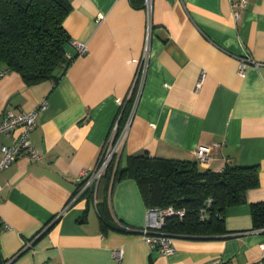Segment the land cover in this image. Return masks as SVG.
Wrapping results in <instances>:
<instances>
[{"label":"crops","instance_id":"obj_1","mask_svg":"<svg viewBox=\"0 0 264 264\" xmlns=\"http://www.w3.org/2000/svg\"><path fill=\"white\" fill-rule=\"evenodd\" d=\"M63 26L72 62L57 81L27 84L0 73V120L47 101L30 132L40 159L19 154L0 172L3 264H256L264 228L251 204L264 201V0H152L149 57L141 91L116 159L149 156L195 161L199 144L220 143L208 164L256 165L258 185L223 210L225 232L174 236L169 254L139 228L148 205L134 179L97 196L80 194L79 172L93 169L119 118L142 53L144 5L131 0H67ZM237 10L236 18L233 11ZM86 51L77 53L76 44ZM250 56L258 65L238 73ZM16 132L0 135V147ZM104 173V172H103ZM96 192V191H95ZM121 225H123L121 227ZM28 243L31 245L25 248ZM119 251V257L116 252Z\"/></svg>","mask_w":264,"mask_h":264},{"label":"trees","instance_id":"obj_2","mask_svg":"<svg viewBox=\"0 0 264 264\" xmlns=\"http://www.w3.org/2000/svg\"><path fill=\"white\" fill-rule=\"evenodd\" d=\"M131 2L144 5L143 0ZM69 11L67 0H0V73L16 71L27 84L57 81L74 58L73 54L67 55L70 37L63 26ZM131 102L129 99L125 103L121 121ZM103 178L109 188L117 181L134 179L148 207L172 205L185 209L182 218L171 216L162 227L165 233L185 237L224 233V208L244 202L246 190L259 183L256 165L226 163L222 170L212 171L196 160L146 153L128 155L122 161L115 157L100 182ZM83 194L88 199L94 196L92 190ZM208 198L211 202L206 207ZM204 206L208 217L200 220ZM251 217L255 228H264V201L251 204Z\"/></svg>","mask_w":264,"mask_h":264},{"label":"built area","instance_id":"obj_3","mask_svg":"<svg viewBox=\"0 0 264 264\" xmlns=\"http://www.w3.org/2000/svg\"><path fill=\"white\" fill-rule=\"evenodd\" d=\"M233 7H241L245 5V0H230ZM144 8L146 11V32L144 45L138 67L135 71L134 78L128 89L126 99L132 100V107L126 122L120 127L119 118L116 120L112 132L108 135L104 141L100 154L98 156L96 166L88 170L82 169L78 175V181L80 182V194L86 190H92L95 195L96 188L100 179L103 175L104 170L110 164V162L119 154L129 125L130 117L132 116L136 102L138 100L146 65L149 57V44L151 36V11H152V0H143ZM234 17H238L239 13L237 10L233 11ZM77 53L82 54L86 51L84 44H76ZM68 56L71 54L67 53ZM250 64L258 65L248 55L243 56L238 63V73L241 76L245 75L246 67ZM47 101L43 100L38 106L28 111H20L14 113L11 110H6L3 118L0 120V135L16 132L14 138L7 144H3L0 147V172L8 167L19 154L23 153L30 159H40L41 155L37 149L33 146L30 139V132L36 124V117L38 112L45 108ZM220 143L212 144H199L194 150L196 161L200 165H206L209 163L213 156L214 149L219 147ZM2 187L0 185V191ZM211 202V198L206 201V207ZM204 206L199 213L200 220H205L208 217V211ZM185 214V209L174 208L172 205L169 206H149L146 210L145 222L139 228V231L143 239L148 243L152 249H156L159 253L169 254L173 250V239L174 236L162 231V227L171 216H177L182 218ZM123 225H121L122 227ZM31 243H28L25 248H28ZM116 256L119 257V251L116 252ZM256 264H264V244H261L260 261Z\"/></svg>","mask_w":264,"mask_h":264}]
</instances>
